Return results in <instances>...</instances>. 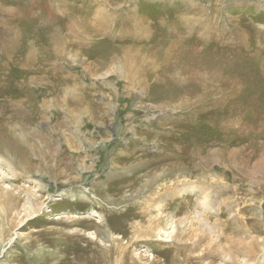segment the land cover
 I'll use <instances>...</instances> for the list:
<instances>
[{"label": "rangeland", "instance_id": "obj_1", "mask_svg": "<svg viewBox=\"0 0 264 264\" xmlns=\"http://www.w3.org/2000/svg\"><path fill=\"white\" fill-rule=\"evenodd\" d=\"M0 264H264V0H0Z\"/></svg>", "mask_w": 264, "mask_h": 264}, {"label": "bare ground", "instance_id": "obj_2", "mask_svg": "<svg viewBox=\"0 0 264 264\" xmlns=\"http://www.w3.org/2000/svg\"><path fill=\"white\" fill-rule=\"evenodd\" d=\"M47 8H51V7H47ZM49 10H47V12H48ZM50 12V11H49ZM52 15V14H51ZM194 72V75H195V77L197 76V73H195V71H193ZM198 81H199V84H203V83H205L206 84V80L204 79V77H201V79H198ZM204 90V89H203ZM207 91V90H206ZM205 91V92H206ZM204 92V96H202V97H200V99H208V100H210L209 98H208V95H209V92L207 91L206 93ZM211 101H213V102H215V101H217V100H211ZM197 150H195V152H196ZM192 153H193V151H192ZM193 155V154H192ZM228 157H229V155H228ZM181 166V165H180ZM180 205V204H179ZM176 208H177V206H176ZM176 210V209H175Z\"/></svg>", "mask_w": 264, "mask_h": 264}]
</instances>
